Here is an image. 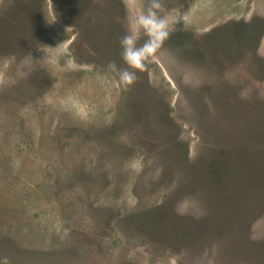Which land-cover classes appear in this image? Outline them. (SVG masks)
Segmentation results:
<instances>
[{"label": "rangeland", "instance_id": "rangeland-1", "mask_svg": "<svg viewBox=\"0 0 264 264\" xmlns=\"http://www.w3.org/2000/svg\"><path fill=\"white\" fill-rule=\"evenodd\" d=\"M161 2L185 23L123 85L149 0H0L9 264H264V0Z\"/></svg>", "mask_w": 264, "mask_h": 264}, {"label": "clouds", "instance_id": "clouds-1", "mask_svg": "<svg viewBox=\"0 0 264 264\" xmlns=\"http://www.w3.org/2000/svg\"><path fill=\"white\" fill-rule=\"evenodd\" d=\"M180 20L185 23L179 10L166 12L161 0H149L148 7L134 16L129 29L119 40L120 58L127 67L117 68L115 61H109L107 67L117 72L123 85H131L136 79V70L144 69ZM141 32L146 39L137 45ZM43 51L46 53V49ZM0 264H9L8 258L0 257Z\"/></svg>", "mask_w": 264, "mask_h": 264}]
</instances>
